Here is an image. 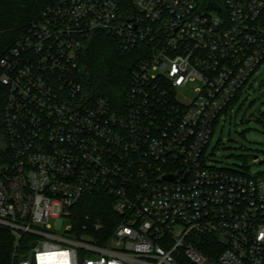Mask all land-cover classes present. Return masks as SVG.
<instances>
[{"label": "built area", "instance_id": "obj_1", "mask_svg": "<svg viewBox=\"0 0 264 264\" xmlns=\"http://www.w3.org/2000/svg\"><path fill=\"white\" fill-rule=\"evenodd\" d=\"M95 34L135 57L114 103L79 80ZM261 67L264 0H52L0 58L10 264H264V173L206 165ZM93 194L115 220L78 221Z\"/></svg>", "mask_w": 264, "mask_h": 264}, {"label": "trees", "instance_id": "obj_2", "mask_svg": "<svg viewBox=\"0 0 264 264\" xmlns=\"http://www.w3.org/2000/svg\"><path fill=\"white\" fill-rule=\"evenodd\" d=\"M51 1L0 0V58ZM134 60V54H122L111 37L95 34L80 57L79 80L86 90L97 95H107L114 103L126 94L130 74L128 68L133 65ZM3 101V90L0 89V139L4 132L1 120ZM86 214L92 219L115 220L111 199L103 195L93 194L82 198L76 208L78 221ZM13 243V235L0 227V264H10Z\"/></svg>", "mask_w": 264, "mask_h": 264}, {"label": "rangeland", "instance_id": "obj_3", "mask_svg": "<svg viewBox=\"0 0 264 264\" xmlns=\"http://www.w3.org/2000/svg\"><path fill=\"white\" fill-rule=\"evenodd\" d=\"M242 88L226 113L219 119L206 154L207 166L251 174L264 173V68ZM197 82H189L180 90L179 98L194 97ZM254 156L258 160L254 161ZM53 224V221H51ZM63 220L62 229L69 224Z\"/></svg>", "mask_w": 264, "mask_h": 264}, {"label": "water", "instance_id": "obj_4", "mask_svg": "<svg viewBox=\"0 0 264 264\" xmlns=\"http://www.w3.org/2000/svg\"><path fill=\"white\" fill-rule=\"evenodd\" d=\"M207 6L211 9H214V10H218L219 7L217 4H215L214 2H208ZM128 70L130 71L131 68L129 67ZM258 160V156H254V161H257ZM258 163L259 164H263L264 163V160H258ZM165 179H173V177L171 175H166L164 176Z\"/></svg>", "mask_w": 264, "mask_h": 264}]
</instances>
